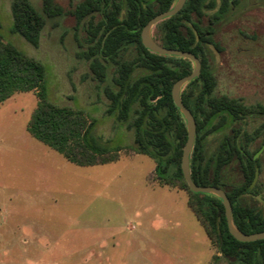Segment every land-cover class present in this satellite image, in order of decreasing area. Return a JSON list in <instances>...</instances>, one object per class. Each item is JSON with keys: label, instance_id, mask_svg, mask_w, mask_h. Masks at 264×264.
Here are the masks:
<instances>
[{"label": "rangeland", "instance_id": "obj_1", "mask_svg": "<svg viewBox=\"0 0 264 264\" xmlns=\"http://www.w3.org/2000/svg\"><path fill=\"white\" fill-rule=\"evenodd\" d=\"M11 1L0 0V33L43 64L48 99L84 110L100 144L131 145L132 132L105 113L102 85L82 57L73 16L81 0H50L59 16L46 18L37 47L10 31ZM29 1L42 8L43 0ZM213 1L206 14L220 6ZM212 38L215 92L264 106V0H236ZM35 106L32 91L0 104V264H231L214 259L188 191L159 185L149 157L121 149L115 162L77 166L28 134ZM246 121L252 131L264 115ZM257 185L264 195V166Z\"/></svg>", "mask_w": 264, "mask_h": 264}, {"label": "trees", "instance_id": "obj_2", "mask_svg": "<svg viewBox=\"0 0 264 264\" xmlns=\"http://www.w3.org/2000/svg\"><path fill=\"white\" fill-rule=\"evenodd\" d=\"M176 0H81L74 9L76 26L83 33L82 57L93 79L102 85L108 103L105 113L132 132V144H100L92 135L95 120L80 108L58 105L47 97L45 68L37 59L18 50L0 33V104L15 93L34 92L36 106L26 124L35 140L77 166L118 160L121 149L149 157L161 186L189 193L187 206L215 245L217 257L231 264H264V239L240 242L227 230L222 201L210 193L188 188L180 168L186 142L185 120L173 103L171 88L190 74L193 63L175 55L145 48L140 31L156 14ZM236 0H221L213 14V0H185L174 15L153 26L152 37L161 46L193 53L201 63L197 77L179 93L196 125L189 154V174L199 186L221 188L231 204L233 225L245 234L264 231V195L257 178L264 166V122L252 131L246 120L264 115V106L245 104L217 94L216 77L208 46L216 25ZM10 31L37 47L46 18L59 16L50 0L37 10L29 0H12ZM206 19V23L203 20ZM213 141V143L210 142Z\"/></svg>", "mask_w": 264, "mask_h": 264}, {"label": "water", "instance_id": "obj_3", "mask_svg": "<svg viewBox=\"0 0 264 264\" xmlns=\"http://www.w3.org/2000/svg\"><path fill=\"white\" fill-rule=\"evenodd\" d=\"M185 0H176L174 4L166 11L160 12L150 18L146 24L142 27L140 31V39L142 45L150 50L153 53L161 54V55H175L182 58L189 59L193 63V70L190 74L183 76L176 80L171 88V97L175 106L179 109V112L182 114L185 120L187 138L186 142L182 149L181 154V162L180 168L183 175V178L190 189V191L194 193H210L221 199L222 205L224 208L225 220L227 225V230L233 238L240 242H252L256 240L264 239V231L254 232L250 234H245L238 230L232 223L231 218V204L230 201L225 194V192L221 188H217L214 186H199L196 185L190 178L189 174V154L194 142V137L196 133V125L195 120L191 114V112L183 105L180 100V90L182 86L193 78L197 77L200 73L201 63L199 59L189 51H183L173 48H165L161 46L158 42H156L152 37V28L153 26L160 22L162 19L172 16L176 14L184 5Z\"/></svg>", "mask_w": 264, "mask_h": 264}]
</instances>
